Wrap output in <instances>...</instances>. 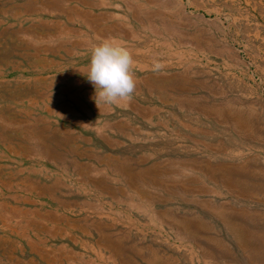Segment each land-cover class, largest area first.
Wrapping results in <instances>:
<instances>
[{
    "label": "rangeland",
    "instance_id": "374dc122",
    "mask_svg": "<svg viewBox=\"0 0 264 264\" xmlns=\"http://www.w3.org/2000/svg\"><path fill=\"white\" fill-rule=\"evenodd\" d=\"M0 264H264V0H0Z\"/></svg>",
    "mask_w": 264,
    "mask_h": 264
},
{
    "label": "clouds",
    "instance_id": "9594fccd",
    "mask_svg": "<svg viewBox=\"0 0 264 264\" xmlns=\"http://www.w3.org/2000/svg\"><path fill=\"white\" fill-rule=\"evenodd\" d=\"M134 65L130 51L115 39H105L93 47L87 79L96 88L98 107L101 102L123 107L132 100L137 84ZM160 67L156 64L153 70Z\"/></svg>",
    "mask_w": 264,
    "mask_h": 264
},
{
    "label": "bare ground",
    "instance_id": "6f19581e",
    "mask_svg": "<svg viewBox=\"0 0 264 264\" xmlns=\"http://www.w3.org/2000/svg\"><path fill=\"white\" fill-rule=\"evenodd\" d=\"M56 2H57V1H56ZM181 6H182V5H181ZM182 11H183V12H185V9H184V8H182ZM183 22H184V21H183ZM253 239H254V238H253Z\"/></svg>",
    "mask_w": 264,
    "mask_h": 264
}]
</instances>
